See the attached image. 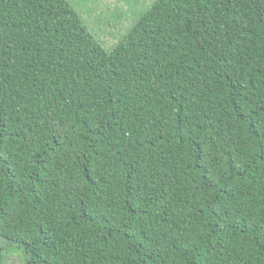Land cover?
I'll return each mask as SVG.
<instances>
[{"label":"trees","instance_id":"16d2710c","mask_svg":"<svg viewBox=\"0 0 264 264\" xmlns=\"http://www.w3.org/2000/svg\"><path fill=\"white\" fill-rule=\"evenodd\" d=\"M264 264V0H155L113 49L67 0H0V264Z\"/></svg>","mask_w":264,"mask_h":264},{"label":"rangeland","instance_id":"374dc122","mask_svg":"<svg viewBox=\"0 0 264 264\" xmlns=\"http://www.w3.org/2000/svg\"><path fill=\"white\" fill-rule=\"evenodd\" d=\"M84 18L87 27L106 49H113L147 12L155 0H67ZM7 252V264H24L23 258Z\"/></svg>","mask_w":264,"mask_h":264}]
</instances>
